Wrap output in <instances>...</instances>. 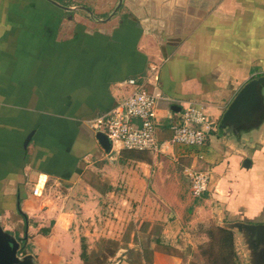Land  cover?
<instances>
[{
  "label": "crops",
  "instance_id": "1",
  "mask_svg": "<svg viewBox=\"0 0 264 264\" xmlns=\"http://www.w3.org/2000/svg\"><path fill=\"white\" fill-rule=\"evenodd\" d=\"M56 1L93 6L97 19L50 0H0V222L26 238L34 262L85 264L82 243L92 247L100 239L97 231H108L103 236L119 243L131 201L178 195L163 161H189L186 167L210 172L209 190L198 201L204 209L218 207V225L227 227L223 219L264 222V116L248 130L220 127L240 89L264 75V0H123L106 21L118 0ZM152 62L160 65L157 82L150 78ZM132 77L162 94L161 151H136L134 158L122 156L120 148L106 152L88 124L129 94ZM172 99L202 106L216 121L206 145L171 142L180 112ZM247 158L249 167L243 166ZM98 161H108L103 173L85 174ZM39 177L46 180L43 193L48 187L43 198L32 194ZM158 208L140 204L133 215L152 218ZM100 213L124 219L88 220ZM129 244H120L109 264L183 261Z\"/></svg>",
  "mask_w": 264,
  "mask_h": 264
},
{
  "label": "rangeland",
  "instance_id": "2",
  "mask_svg": "<svg viewBox=\"0 0 264 264\" xmlns=\"http://www.w3.org/2000/svg\"><path fill=\"white\" fill-rule=\"evenodd\" d=\"M89 8L93 11V6ZM78 13L83 17L87 14L85 10H79ZM23 56L25 55H22V57ZM39 56L42 57L43 55ZM50 58H47V60H50ZM88 124L90 126V123ZM188 162L189 161H163V165L165 166L164 169L170 172L176 181V186L173 188V194H178V197L176 195L171 196L169 194L170 197L167 201V199L163 197L158 199L157 196L154 198L152 197L153 195H151L149 196L151 199H143L142 203H140L139 199L131 201L129 203L130 212L126 217V224L123 230H120L119 232V243L112 242V238H110L111 236H103L110 234L108 231H103L101 234L100 231H97L98 235H100V239L94 242L92 247L88 244V264L111 263L112 259H109L112 258L110 256V252L119 248L120 244L126 245L129 243H131V245L129 244V247H133V249H144L146 247L150 252H152V249H158L164 253L177 254L183 258L181 264H206L210 259L218 256L216 252H213L211 255L204 252L209 247L211 241L208 235V230L210 228L220 226L217 224L218 221H220V218L218 217V207L211 204L205 207L207 209H204L202 206L199 207L200 204H203L204 206V203L200 202L203 201V199L200 198V201H195L194 196L190 192V176L185 172L186 169L188 170L186 167L188 166L186 165ZM106 163H108V161H98L93 170L90 167L86 168L85 174L88 176L101 175L103 170L101 171L100 169H102ZM83 164L89 165L91 164V161L83 162ZM189 166L191 167V163H189ZM158 168V165L152 167L147 187L149 192L153 188V176L160 170ZM192 168L204 167L197 165L192 166ZM204 169L207 170L206 168ZM32 184V181L29 182L28 187H31ZM47 193L48 187L40 198L47 196ZM151 203L159 205L158 209L160 213L154 214L152 218H149L150 216L148 214L133 215L140 204L150 206ZM120 205L125 206V203H121ZM126 206H128V204ZM193 209L195 210L193 211ZM107 218H112V220L115 219L118 222L119 220L122 222L124 219V217H121L120 214L110 215L109 213H105L103 215L100 213L98 216L90 217L88 220L95 221V224H97L101 221L109 222ZM148 219L151 220L149 221ZM223 222H225V225L227 226L234 221L223 219ZM257 222L262 223L260 220ZM2 226L5 227L6 223H3ZM233 231L235 249L237 253V264H264V251H262L264 247L255 250L253 246L249 244L247 236L244 232H240L238 229H233ZM9 232L14 234L12 231ZM155 239H159L160 243H157Z\"/></svg>",
  "mask_w": 264,
  "mask_h": 264
},
{
  "label": "built area",
  "instance_id": "3",
  "mask_svg": "<svg viewBox=\"0 0 264 264\" xmlns=\"http://www.w3.org/2000/svg\"><path fill=\"white\" fill-rule=\"evenodd\" d=\"M150 78L158 81L160 65L152 62L149 65ZM131 90L129 94L109 111L90 120L91 128L97 133L104 132L112 141L113 150L131 149L149 152H160L162 145L157 135V104L162 98L158 86L150 88L146 79L127 80ZM173 104L181 106L179 116L171 125V142L180 146L201 148L206 145L209 135L215 129L213 119L191 101L172 99ZM202 157V155H200ZM190 176V192L201 196L209 190L211 175L203 168L187 167ZM46 185L42 177L34 184L32 194L42 196Z\"/></svg>",
  "mask_w": 264,
  "mask_h": 264
},
{
  "label": "water",
  "instance_id": "4",
  "mask_svg": "<svg viewBox=\"0 0 264 264\" xmlns=\"http://www.w3.org/2000/svg\"><path fill=\"white\" fill-rule=\"evenodd\" d=\"M52 3L67 9L85 10L89 16L96 19L93 11L85 5H63L56 0H50ZM123 0H118L116 7L112 13L103 21L109 20L117 10L122 6ZM264 75L248 81L237 93L229 107L225 111L220 127L228 132L238 131L240 128L250 129L253 126H258L262 122L264 116ZM178 111L180 106L175 107ZM32 137V133L28 135L25 146L28 145ZM96 138L102 148L108 152L115 154L112 141L102 131L96 133ZM250 159H245L243 166L249 167ZM229 229H238L244 232L247 236L249 244L255 250L264 247V222H248L234 221L227 225ZM21 240L9 231L5 230L0 222V264H36L31 253L20 254ZM264 251V249L262 250Z\"/></svg>",
  "mask_w": 264,
  "mask_h": 264
},
{
  "label": "trees",
  "instance_id": "5",
  "mask_svg": "<svg viewBox=\"0 0 264 264\" xmlns=\"http://www.w3.org/2000/svg\"><path fill=\"white\" fill-rule=\"evenodd\" d=\"M126 150L131 151V155L125 153ZM140 152V150H131V149H123L121 151L122 156H130V158H134L135 152ZM192 194V193H191ZM193 195V194H192ZM194 196V195H193ZM201 196H194L195 201H198ZM22 216L25 217V214L22 213ZM208 235L211 239L209 247L204 251L209 253L210 255L213 252H216L218 256L213 257L210 259L206 264H237V253L235 249V242H234V231L224 226H217L215 228H210L208 230ZM21 240V248L20 254L25 255L27 254L26 247L24 243L26 242V238L18 237ZM157 243H160L159 239H155ZM216 249V250H215ZM131 250V249H130ZM118 248L116 250H112L110 252V256L113 257L116 255ZM82 259L85 264H88L89 261V251H88V244L85 242L82 243Z\"/></svg>",
  "mask_w": 264,
  "mask_h": 264
}]
</instances>
